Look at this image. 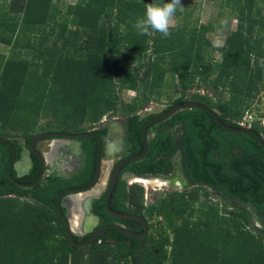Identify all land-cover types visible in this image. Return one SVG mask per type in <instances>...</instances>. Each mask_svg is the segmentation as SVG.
Wrapping results in <instances>:
<instances>
[{
	"label": "trees",
	"instance_id": "obj_1",
	"mask_svg": "<svg viewBox=\"0 0 264 264\" xmlns=\"http://www.w3.org/2000/svg\"><path fill=\"white\" fill-rule=\"evenodd\" d=\"M53 1L59 0H23L19 11L14 2L10 7L7 0L0 4V44L10 47L9 58L0 62L1 125L8 111L28 101L33 93L30 89H40L38 82H44L43 78L55 86L45 88L40 95L42 101L37 102L41 105L50 98L56 110L64 106L70 114L78 113L79 123L97 122L116 108L112 75L120 73L126 79L132 78L127 88L137 92L134 100L139 106L150 101L154 88L162 85L165 76L177 77L178 88L183 90L192 89L197 83L210 86L212 92L225 88L230 91V99L219 111L223 116H234L237 121L242 115L240 108L246 103L244 100L264 90L261 63L264 61V5L262 9L258 7L263 0H224L227 16L234 18L237 26L221 47H214L206 36L214 31L213 24L199 28L177 25L170 28L168 38L159 32L151 36L140 34L133 24L143 16L144 6L151 0H80L66 12L67 24L72 27L69 36L65 37L66 27L60 24L61 32L49 42L44 32L51 27L48 34L55 33ZM62 37L68 41L63 40L64 47H59ZM18 45L33 49L40 64L25 59L17 50ZM216 55L219 60H215ZM134 63H138L134 68L144 69L141 78L130 68ZM28 68H41L40 76ZM28 80L38 82L25 92L23 84ZM201 98L204 97H193V101L209 106ZM185 100L179 97L173 103ZM183 112L203 114L212 127L229 134L202 109ZM1 129L0 136L8 138L4 125ZM21 133L28 138L32 136L26 131ZM249 138L252 143L247 142L244 149L249 153H245L249 157L244 161L248 165L235 154L232 161L221 162L224 171L221 179L194 178V182L212 185L219 203L207 201L208 191L202 187L196 191L204 192L203 203L197 193H173L141 214L147 221L162 217L165 224L158 228L150 224L148 228L154 231L136 240L112 230L108 238L115 242H107L106 237L76 248L70 244L49 200L11 197V193L29 192L15 190L10 184L7 189L2 184L0 201L6 204V213L0 214V264H264V230L259 225L260 239L256 240L247 229L254 222L253 215L264 219V149L255 138ZM231 147L217 152L221 161L225 154L231 153ZM91 158L94 161V153ZM129 202H133L130 196ZM73 238L77 243L83 241ZM255 243L257 248L252 247Z\"/></svg>",
	"mask_w": 264,
	"mask_h": 264
},
{
	"label": "flooded vegetation",
	"instance_id": "obj_2",
	"mask_svg": "<svg viewBox=\"0 0 264 264\" xmlns=\"http://www.w3.org/2000/svg\"><path fill=\"white\" fill-rule=\"evenodd\" d=\"M185 99V101L203 104L196 100L193 101V97H185ZM179 103L162 104L149 101L134 115H108L94 123V127L89 131L63 132L69 134L90 133L94 136L79 139H44L34 144V151L31 141L35 136L58 131L49 130L29 138L26 136L16 138L0 136L11 145L0 142V186L10 184L12 188L15 187V190L29 192L25 195L11 193L10 196L14 198L27 201L49 200L51 209L61 220L64 232L65 222H67L73 237L83 241L106 227L107 229L94 242L108 238L109 232L114 230L108 228L110 226H118L135 233H141L143 231L141 225L133 221L118 219L109 214L106 207V195L112 180H114V186L109 198V209L117 213L144 218L141 214L131 213L132 205L129 202V196L124 201V196L129 194V187L134 184L135 177L162 180L170 189L189 190L202 187L218 197V193L214 191L212 185L205 182H194V178L199 177L208 181V176H211L219 180L224 173L221 162L232 161L235 154H238L237 156L243 162L245 158L249 157L245 155L244 149L247 142L252 143L249 138L252 136L251 134L228 130L226 132L229 134H224L212 127L203 114H184L185 108L163 117ZM206 107L215 113L222 123H228L225 124L228 127L247 128L264 139L254 125L241 123L229 116H223L215 108ZM204 112L218 125L210 114ZM252 137L254 138V136ZM44 142H47L45 146L49 150L47 153L43 152V148H41V143ZM54 143L55 148L52 149ZM226 144L228 146L225 147ZM231 145H233L230 149L231 153L225 154L221 161L217 152L221 148L225 150ZM145 146L146 151L143 157L138 161L123 164L114 174L119 163L140 154ZM98 152L100 153V163L96 176ZM92 153H94V161L91 158ZM39 156L42 158L43 167ZM244 164L248 165L246 162ZM102 168L109 169H107L105 177H102ZM95 176L94 186L84 190L90 186ZM212 181L214 184L216 183L215 180ZM15 182L29 186L23 187ZM73 190H82V192L66 193ZM144 219L146 220V218ZM252 219H256L257 221H254L258 222L260 228L264 230L263 218L253 215ZM146 222L148 228L150 222L147 220ZM106 240L111 243L115 242L113 238Z\"/></svg>",
	"mask_w": 264,
	"mask_h": 264
},
{
	"label": "rangeland",
	"instance_id": "obj_3",
	"mask_svg": "<svg viewBox=\"0 0 264 264\" xmlns=\"http://www.w3.org/2000/svg\"><path fill=\"white\" fill-rule=\"evenodd\" d=\"M13 2L15 3V9L19 11V9L23 6V0H7L8 7H10ZM78 2H80V0H59L53 1L51 3V12L55 17L54 20L56 21V24L53 26L55 32L53 35L48 34V30L51 27H49L44 32V35H47L48 39L50 40H48L49 42H51L54 38H57L56 35H59L62 30L61 25H65L66 27L65 37L69 36L68 33L72 27L70 26V24H67L66 12L69 10V6H73ZM1 3L4 4V0H0V4ZM181 4L183 6V9H178L175 15L176 25H187L188 28L196 26V28H199L200 25L213 24L215 27L214 31L208 32L206 36L209 42L214 47H221L227 35L230 32L236 30L237 21L234 18H229L227 16L228 11L224 6V0H181ZM263 5L264 0L262 2H259L258 7L262 9ZM10 9L11 8L7 9V12H10ZM65 37H62L63 39H60V41L58 42L59 47H64L63 40L68 41V38L65 39ZM36 41L37 43H39L38 39ZM37 43H35V46L37 45ZM17 50L21 52V54H24L23 57L28 61L32 62L35 65L40 64L36 62L37 58L36 55H34L35 52L33 51V49H23L18 45ZM9 56L10 47L0 44V62L3 63L6 59L9 58ZM216 59L219 60V55H216L215 60ZM137 64L138 63L132 64L130 68L136 70L135 73L137 75V78H141L144 69L134 68L137 66ZM28 70L30 72H35L38 76H40L41 74V68H28ZM210 78L213 79L214 75ZM43 79L44 82L42 81L40 83L36 80H28L24 82L23 85L24 88H26L25 92L30 87L36 86L37 82L40 86V89H30L33 90V93H30L31 95L28 101H26L23 106H19V103L16 104V109L14 108L12 111H8L7 117L4 115L5 123L2 124L4 125L3 130L6 134H8L9 138L21 137L23 136L21 132L25 131L32 134L33 136L49 130L58 132H85L94 127V123L97 122L83 120L82 123H79L80 115L78 113L70 114L68 109L64 106H61L59 110H56L55 102L50 98L49 100H46V94H44L43 96L46 101L41 103L40 105L37 101H42L40 96L42 91L45 88L51 89V87L55 86V83L52 84L50 81H48V78ZM132 82V78L126 79L121 73L119 76L112 75V84L114 86L115 96L117 97L118 103L113 111L104 114L100 118V120L108 115H134L145 106H139V102L137 103L134 100L137 92L135 90H129L127 88L130 84H132ZM178 85L179 82L177 77L174 76L172 78L171 76H165L162 85L154 88V92L150 95V101H153L154 103L156 102L162 104H172L179 97H204L203 99H201L204 100V102L209 106H211V109L215 108L219 111L221 110V105L225 104L230 99V91L226 90L225 88L220 89L216 92H212L210 86H204L203 84H194L192 89L189 90L178 88ZM46 92H48V89L47 91L45 90V93ZM36 102L39 104L38 107ZM244 102L246 103L240 108L242 115L238 121L241 123H247L248 125H254L260 130L262 136L264 137V90H260L255 97H249L248 99H245ZM229 108L232 109L231 106H229ZM232 117L234 118V116ZM2 125L0 126L1 131ZM11 128L15 129V131H13ZM17 129H23L25 131H17ZM46 144L47 142L41 143V148H43V152L45 153L49 151L48 148L45 147ZM107 169L108 168H102V177L106 176L108 172ZM165 183L166 182L163 181V186L150 185L149 187H142L138 184H133L132 186L130 185L129 196L130 200L133 201L131 203L132 206L130 210L134 213L144 215L146 214V209L148 207L160 203L165 198L172 197L171 194L173 193L181 192H190L193 195L197 193L198 195H201L200 202H205L203 197L204 192L196 191L197 188H190L189 190H182L179 188L170 189L166 186ZM207 201L219 203V198L215 194H212L208 191ZM4 205L6 204L1 203L0 201V214L6 213V210H4ZM7 221L8 220L5 221L6 225L10 227L11 224L9 223V221ZM74 221L76 222V220ZM149 222L150 224H154L156 228H158L160 225H164L166 221L162 217H158L151 219V221ZM247 229H249L251 233L256 237V240L260 239L259 224L257 222L254 221L252 224L248 225ZM152 231H154V229L148 228V231L145 235H148V233ZM168 234L170 235V238H172L170 230L168 231ZM230 242L233 244V240H230ZM236 245L237 244H233L232 246L238 249V247H235ZM254 246L257 248L258 245L255 243V245H252V247ZM261 255L262 254H260V256Z\"/></svg>",
	"mask_w": 264,
	"mask_h": 264
},
{
	"label": "water",
	"instance_id": "obj_4",
	"mask_svg": "<svg viewBox=\"0 0 264 264\" xmlns=\"http://www.w3.org/2000/svg\"><path fill=\"white\" fill-rule=\"evenodd\" d=\"M183 108H185V109L200 108V109L206 111L208 114H210L213 117V119L215 120V122L220 127H222L223 129L228 130V131L245 132V133L251 134L259 142V145L264 149V139L259 134L255 133L254 131H251L250 129H247V128L234 129V128L228 127L227 125H225L224 123H222L216 117L215 113H213L208 107H206L205 105L200 104V103H196V102H192V101L181 102V103L173 106L167 113L164 114L163 117H167L169 115H172L173 113H175L178 110L183 109ZM144 132H145V130L142 133L143 134V137H144ZM91 136H94V135H92L90 133H84V134H69V133H63V132H51V133H45V134H42V135L35 136L33 138V140L31 141V146L33 147V151H34L35 150L34 149V144L36 142L41 141V140H44V139H50V138L51 139L52 138L79 139V138H85V137H91ZM143 141H144V138H143ZM0 142L11 146L10 143L6 139L0 138ZM145 151H146V146L144 147V150L140 154L135 155V156H132V157H129L126 160H124L123 162L119 163L117 165L116 169H115L114 174H116L117 171H119L120 167L123 164L128 163V162L138 161L141 157H143V155L145 154ZM13 154H14V152H13ZM96 159H97L96 160V176H97L98 175V172H99V163H100V153L99 152L97 154V158ZM40 161L42 162V158L41 157H40ZM41 165L43 167V162L41 163ZM96 176H95L94 180L92 181V183L90 184V186L87 187V188H85L84 190H87L88 188H91V187L94 186V184L96 183ZM9 177H10V173H9ZM136 178H140V179L147 180V177H135L134 179H136ZM16 184H18V183H16ZM18 185H20V184H18ZM20 186L28 187L29 185H20ZM113 186H114V180H112V182H111V184L109 186L107 195H106V207H107V210H108L109 214H111L112 216H114V217H116L118 219L133 221V222L141 225L142 228H143V231L141 233H135V232H132L130 230H127V229H124V228H120L118 226H110L108 228L114 229V230L122 233L127 238L132 239V240H134V239L136 240V239L142 238L147 233V231H148L147 222H146V220L144 218H142L140 216H136V215H129V214L117 213V212H114V211H112V210L109 209L108 203H109V198H110V195H111V191H112ZM81 192H82V190H73L71 192H66V193L67 194H70V193H75L76 194V193H81ZM254 220L257 221L256 219H254ZM106 229H107V227L101 229L99 232H97L96 234L92 235L87 240H85L83 242H80V243H76L74 241V239H73V234H72L71 228L69 227L68 223L65 222V234H66V236H67L70 244L72 246L76 247V248H83V247H86V246L90 245Z\"/></svg>",
	"mask_w": 264,
	"mask_h": 264
},
{
	"label": "clouds",
	"instance_id": "obj_5",
	"mask_svg": "<svg viewBox=\"0 0 264 264\" xmlns=\"http://www.w3.org/2000/svg\"><path fill=\"white\" fill-rule=\"evenodd\" d=\"M183 9L181 0H151L144 6L142 17L136 19L133 27L142 35L151 36L159 32L163 37L171 36L170 28L176 27L175 15ZM264 65V61H261Z\"/></svg>",
	"mask_w": 264,
	"mask_h": 264
},
{
	"label": "bare ground",
	"instance_id": "obj_6",
	"mask_svg": "<svg viewBox=\"0 0 264 264\" xmlns=\"http://www.w3.org/2000/svg\"><path fill=\"white\" fill-rule=\"evenodd\" d=\"M55 148V143L52 145V149ZM134 184H138V185H141L143 187H149L150 185H157V186H163V182L162 181H159V180H152V181H148V180H144V179H140V178H136L134 181H133ZM166 184V183H165Z\"/></svg>",
	"mask_w": 264,
	"mask_h": 264
}]
</instances>
